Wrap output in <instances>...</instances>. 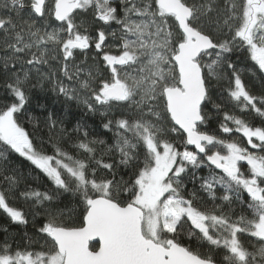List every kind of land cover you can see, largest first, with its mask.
I'll return each instance as SVG.
<instances>
[{"label": "snow or ice", "instance_id": "1", "mask_svg": "<svg viewBox=\"0 0 264 264\" xmlns=\"http://www.w3.org/2000/svg\"><path fill=\"white\" fill-rule=\"evenodd\" d=\"M88 13L91 22H76ZM93 22L103 25L94 33ZM113 24L119 26L115 52L107 42L117 32L104 30ZM93 49L98 61L93 57L89 64L86 56L75 63L77 52ZM0 51L11 73L4 87L12 96L0 107V165L8 162L6 152L14 154L52 183L51 193L29 188L20 193L24 199L55 205L62 193H71L82 209L79 226L63 222L73 209H47L37 229L45 243L21 249L5 242L0 264H264V126L229 112L222 101L212 105L217 131L205 130L213 78L227 79L222 95L227 92L234 108L264 123V94L251 93L229 58L241 52L264 76V0H0ZM33 78L67 100H82L90 112L128 109L103 124L115 129L114 143L90 140L77 125L81 138L74 147L86 159L59 143L51 154L38 148L20 122ZM48 127L54 130L55 122ZM217 132L241 133L254 151ZM241 161L250 166L248 175ZM121 167L127 179L117 171ZM204 168L208 174L197 175ZM18 177L19 170L0 167L8 185L0 190V210L26 225L25 212L6 195ZM197 181L189 191L188 183ZM233 205H246L249 213L237 214ZM245 234L260 246L250 251ZM97 238L100 246L93 250L90 242Z\"/></svg>", "mask_w": 264, "mask_h": 264}, {"label": "trees", "instance_id": "2", "mask_svg": "<svg viewBox=\"0 0 264 264\" xmlns=\"http://www.w3.org/2000/svg\"><path fill=\"white\" fill-rule=\"evenodd\" d=\"M27 4V0H25ZM30 15L27 9L22 13L24 18H27ZM79 17V18H78ZM76 19L77 23H80L83 20L92 21V14L88 13L87 15H80ZM39 23V22H38ZM53 27L58 26L56 22L52 23ZM103 25H97L94 22L91 23V31L94 33L97 27H101ZM104 30L106 32L116 31L117 37L116 40L110 39L107 43L109 47L115 52V50L111 47L110 44L115 43L119 40V26L111 25V28L105 27ZM112 42V43H111ZM4 55L3 51H0V57ZM87 56L88 63H93V57H96L98 61V57L96 56V52L93 49L92 51L83 54L77 52L75 63L79 64L81 61L85 59ZM233 63L237 64V67L242 72V78L244 79L246 85L252 94L262 95L264 94V76L255 70L253 67L254 62H251L248 57L241 52H236V54L229 57ZM18 67V66H17ZM55 67V65H54ZM47 70V69H45ZM9 76H11L10 72H7L3 63L0 62V107L4 105L6 102L12 101L11 94L5 89V82L8 80ZM41 83H43V87H41ZM32 85H35L34 87ZM32 85H29L28 88V96L29 101L26 104L25 112L20 118V122L23 126L35 137L38 148H43L45 152L48 154L52 153L53 145L59 143V145L67 150L70 154L74 155L79 159H86V156L83 152L78 151L74 145L76 144L79 137V133L75 132L74 129L77 128V125L80 126L82 130H87L89 133L88 139L92 140H104L107 144L111 145L114 143V132L115 129H105L103 128V124L107 123L108 120H116L119 119L121 113L127 112L123 106L118 105V107H112L108 110V115H102L105 109H99L96 112H90L82 100H67L62 94H58L57 92L52 90V87L47 82H37L35 78L32 80ZM228 88L227 79L217 81L215 78L212 79V102L206 108L210 119L208 121V125L205 130L216 132L219 127V117L216 113V110L212 106L215 103H223L225 104L227 110L229 112H234L235 115L247 120L250 124L255 126H264L262 123V119L257 116L255 113L251 111L241 112L238 109L234 108L233 103H229V98L226 91ZM81 96L83 94L81 93ZM51 117V120L49 119ZM54 121L55 129L49 130V124ZM233 126V125H230ZM62 129H66V131L62 132ZM221 138L226 140H235L241 145L245 144L244 140L241 138L240 133H233L231 135H221L217 132ZM51 137V140L49 139ZM174 139L178 142L179 137H174ZM97 152L99 153L102 150V147L97 145ZM5 156L8 157V162L0 165V167H7L12 169L19 170V184L16 188L6 191L7 198L9 200L10 205L22 209L26 218L28 219V223L19 224L17 222H13L8 215L0 210V245L8 242L12 245L13 248L19 247L21 249L25 248L30 244H34L35 241H39L40 244H44L45 240L38 233L37 229L42 225L43 222H46V210L57 207L59 209L68 208L73 209V213L71 216L63 217L64 223H71L74 226H79L82 223L81 217V203L73 196L71 193H62L59 196V202L55 205H41L34 201L33 199H24L20 193L24 192L26 189H36L41 192H49L53 188L52 183L42 175L38 170L34 169L29 163L24 162L23 158H17L16 155L9 153H5ZM99 158V156L97 157ZM2 159V158H0ZM116 160H119V157L116 156ZM110 162V161H105ZM245 175L249 174V167L243 168ZM117 171L120 175L124 176L127 179V170L124 168H118ZM219 171V170H217ZM8 175H12V172H8ZM105 173H101L104 175ZM208 174V169L204 168L202 171H198L197 175L206 176ZM193 187L198 188L199 182L197 181L195 185L193 183H188L187 188L189 191L193 189ZM8 185L4 182L2 178H0V190H7ZM203 197L205 204L208 208H211L213 202L210 197H208L204 193H200ZM223 195L222 190L217 191V196ZM122 199H127L128 194L123 193L121 196ZM250 198L245 193L243 195V200L248 201ZM215 203H219L217 200ZM236 209V213L239 214L243 211L245 214L249 213V210L246 208V205H233ZM187 231V229L185 230ZM245 241L246 246L249 247V250H253L254 247H259L260 242L258 238L249 237L247 234L242 237ZM185 243L192 244L194 247L196 246V242L194 239H189L186 235L182 237ZM90 247L93 250L98 248L97 244H91ZM36 250H39L38 248ZM201 251L206 250L205 248L199 249ZM214 255L217 257H222L223 253L216 252ZM219 264V260H218Z\"/></svg>", "mask_w": 264, "mask_h": 264}, {"label": "rangeland", "instance_id": "3", "mask_svg": "<svg viewBox=\"0 0 264 264\" xmlns=\"http://www.w3.org/2000/svg\"><path fill=\"white\" fill-rule=\"evenodd\" d=\"M79 18V17H78ZM57 27V26H56ZM112 43V42H111ZM111 45V47L114 49V50H116V42L115 43H112V44H110ZM65 83H67V81H65ZM83 94V96H85L86 94L85 93H82ZM114 107H118V105H115ZM241 134V133H240ZM241 138L244 140V142H245V144H243L242 146H244V147H247V148H249V150L250 151H254L252 148H251V145H248L247 144V138L246 137H243V135L241 134Z\"/></svg>", "mask_w": 264, "mask_h": 264}, {"label": "water", "instance_id": "4", "mask_svg": "<svg viewBox=\"0 0 264 264\" xmlns=\"http://www.w3.org/2000/svg\"><path fill=\"white\" fill-rule=\"evenodd\" d=\"M57 23H59V22H57ZM192 150H194V149H192ZM241 163L243 164V165H245L246 167H249L250 168V166L247 164V162L246 161H241ZM91 244H97L98 245V248H99V241H98V238H97V240H94V241H92V242H90V245ZM98 248L96 249V250H98Z\"/></svg>", "mask_w": 264, "mask_h": 264}, {"label": "flooded vegetation", "instance_id": "5", "mask_svg": "<svg viewBox=\"0 0 264 264\" xmlns=\"http://www.w3.org/2000/svg\"><path fill=\"white\" fill-rule=\"evenodd\" d=\"M57 23V22H56ZM57 24H59V23H57ZM241 163V162H240ZM244 167H246L245 165H243L242 163H241V170L244 172V170H243V168ZM247 168V167H246ZM250 169V168H249Z\"/></svg>", "mask_w": 264, "mask_h": 264}]
</instances>
